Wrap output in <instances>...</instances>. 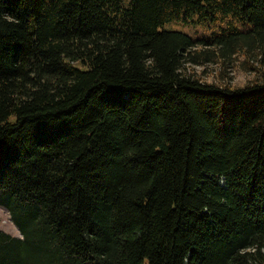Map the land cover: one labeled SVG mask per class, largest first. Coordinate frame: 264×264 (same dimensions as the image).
Here are the masks:
<instances>
[{
  "label": "trees",
  "instance_id": "trees-1",
  "mask_svg": "<svg viewBox=\"0 0 264 264\" xmlns=\"http://www.w3.org/2000/svg\"><path fill=\"white\" fill-rule=\"evenodd\" d=\"M0 206V264H264V0H0Z\"/></svg>",
  "mask_w": 264,
  "mask_h": 264
},
{
  "label": "rangeland",
  "instance_id": "rangeland-1",
  "mask_svg": "<svg viewBox=\"0 0 264 264\" xmlns=\"http://www.w3.org/2000/svg\"><path fill=\"white\" fill-rule=\"evenodd\" d=\"M226 21L219 20L216 24L212 21L206 22L205 24H195L189 23L186 24L185 22L180 21H169L166 22L164 25L165 28L171 30H179L182 32L187 33L188 35L195 36L196 33L199 34H207L210 32L217 31L218 27L224 25ZM198 34V35H199ZM251 67H255L256 71L263 70L260 63L254 61L252 58H246V62L242 63L241 57L237 56L235 61H233L232 67L225 68L221 64H213L209 63L206 66H193L192 69L194 70L197 75L201 77L204 81L214 82L217 84H231L232 86L235 85H243L249 80L255 79L254 75H256V71H253ZM0 229L5 231L11 236H20L19 230L13 222L10 220V215L6 211L5 208L0 206Z\"/></svg>",
  "mask_w": 264,
  "mask_h": 264
}]
</instances>
